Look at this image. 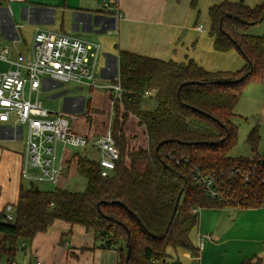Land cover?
<instances>
[{
    "label": "trees",
    "instance_id": "obj_1",
    "mask_svg": "<svg viewBox=\"0 0 264 264\" xmlns=\"http://www.w3.org/2000/svg\"><path fill=\"white\" fill-rule=\"evenodd\" d=\"M209 14L215 50H237L245 66L236 72H210L192 60L165 62L120 50L123 92L121 99L111 94V131L120 153L114 172L103 177L98 161L77 155V171L87 182L85 191H44L35 184L21 185L15 220L5 221L0 212V264L16 261L19 241L47 232L57 220L92 230L101 248L118 252V264H166L169 249L199 256L190 239L199 222L194 209L264 206L259 128H253L247 138L254 157L229 155L238 137L235 107L246 82L262 78L264 72V36L247 33L251 26L230 15L258 25L264 18V4L251 8L224 1L211 7ZM146 92L153 93L149 98L156 101L154 109L143 108ZM131 115L145 128L148 149L126 154L125 125ZM164 141L170 142L161 145ZM256 163L250 182L230 176L235 167ZM195 168L216 173L229 199L208 197L193 179Z\"/></svg>",
    "mask_w": 264,
    "mask_h": 264
},
{
    "label": "crops",
    "instance_id": "obj_2",
    "mask_svg": "<svg viewBox=\"0 0 264 264\" xmlns=\"http://www.w3.org/2000/svg\"><path fill=\"white\" fill-rule=\"evenodd\" d=\"M224 1L239 2V0H119L123 18L120 21L119 34L114 35L108 33L103 27L107 17L102 13V0L12 2L10 4L12 15L8 12L7 4L1 0L0 42L2 45L13 47L15 53H22V49L25 48L27 51L30 47L37 30L47 29L100 43L102 55L95 77V83L99 86L110 84L113 77L119 73L120 50L165 62L187 63L192 60L210 72L239 71L246 63L243 56L234 49L228 52L216 51L215 37L210 33V9ZM14 24L21 26L22 43L18 45H14L11 41ZM200 25L203 26L201 30L198 29ZM75 89H77L76 85L56 91L43 90L40 93V99L41 95H45L48 100L64 95L67 100L66 106L60 111L68 114H82L84 99L88 100V98L87 96L69 97L70 92L85 88ZM86 89L90 91V94H93L95 90L88 87ZM96 89L108 91V96H111L108 89ZM108 101L110 108L111 100L108 99ZM253 102L259 106L256 112L252 113L259 124L254 120L247 133L258 127L263 140L264 96L258 97ZM237 106L234 110L236 117L239 116ZM46 107L50 109L48 105ZM87 109L92 110L90 99L85 111ZM113 119L114 110L112 121ZM81 120H85V117L75 121L73 125L75 131L76 124ZM130 120L131 122L134 120L138 129L142 128V134L147 138L145 128L139 126L138 119L131 115L125 125V134L129 136V143L132 140L131 134L127 131ZM89 121L90 118L88 132L82 133L78 130L76 132L83 136H95L94 138L105 134L106 131L96 135ZM112 121L110 120V125ZM23 150L24 144L21 140L13 141L2 132L0 133V186L2 189L0 211L9 203H17L21 185L28 186L24 184L22 178ZM258 154L264 157V154L261 155L259 152ZM76 161L75 154L68 156L63 151L60 154L59 149V162L66 167V171L60 183L55 186L56 188H66L65 176H69L72 170L78 172ZM190 239L194 247L198 249L199 256L184 249H169L166 262L171 264H244L248 260L252 263L260 260L261 264H264V206L252 209L203 208L199 213L198 225L192 231ZM25 245L24 243L23 247ZM31 256H34L33 253Z\"/></svg>",
    "mask_w": 264,
    "mask_h": 264
},
{
    "label": "built area",
    "instance_id": "obj_3",
    "mask_svg": "<svg viewBox=\"0 0 264 264\" xmlns=\"http://www.w3.org/2000/svg\"><path fill=\"white\" fill-rule=\"evenodd\" d=\"M2 1L7 4L10 15L12 2H26V0ZM101 8L107 17L104 29L110 34L118 35L120 21L123 18L119 0H102ZM13 27L11 41L18 45L22 43L21 26L14 24ZM198 29H203V26L200 25ZM13 55V47L2 45L0 42V62L10 66L7 70L0 69V133L10 140H21L24 144L22 178L57 186L66 171V167L59 162L60 144L78 149L89 146L96 148L101 175L109 177L120 159L119 149L111 131L97 138H90L80 135L73 128L75 121L86 113L88 100L84 99L82 114H68L63 111L54 113L40 99L43 90L56 91L67 88L70 84H75L81 89L85 87L91 90L108 89L113 97L121 99L123 89L119 73L108 85L99 86L95 83L102 55L101 44L80 36L39 29L27 49V54L17 52L15 58ZM150 94L146 92L147 97ZM256 168L257 163L250 168L235 167L231 170L230 176L240 177L247 183L253 178ZM193 179L208 197L219 201L229 199L222 192L216 173L195 168ZM1 197L0 186V199ZM201 210L196 208L193 211L199 214ZM2 212L5 221L15 220L16 207L13 204L5 205ZM5 264L18 263L9 260ZM34 264L42 262L36 259Z\"/></svg>",
    "mask_w": 264,
    "mask_h": 264
},
{
    "label": "rangeland",
    "instance_id": "obj_4",
    "mask_svg": "<svg viewBox=\"0 0 264 264\" xmlns=\"http://www.w3.org/2000/svg\"><path fill=\"white\" fill-rule=\"evenodd\" d=\"M240 2H243L246 6H256L264 3V0H239V2L233 3ZM247 33L264 36V22L251 26L247 30ZM21 51L23 54H27L25 48ZM15 56L16 53L14 52L13 58H15ZM9 68L10 66L8 64L0 62L1 70H7ZM74 85L75 84H70L68 87ZM75 90L79 89L77 88ZM107 92L108 91L95 89L94 93L90 94V91L86 89V87L84 90L70 92L69 97L77 98L78 96H87L88 102L89 99L91 100L92 110L87 109L86 113L81 115V118L85 117V120H81L76 124V128L79 132H88V127L90 126L88 123L89 118L92 123V130L96 131V135L102 134L105 131H111V128L109 127L111 126L110 120L112 121L113 117V101L111 96H108ZM262 95L264 96V72L262 78L248 80L243 89V94L237 106L239 116L233 119V122L238 126V137L236 144L229 152L231 157L238 158L246 156L252 158L251 148L247 144V137L249 135L247 132H249L254 120L259 124V121H257L252 114L253 112H256L259 106L253 101ZM65 98L64 95H61L57 98L48 100L45 95H41V100L46 106L48 105L54 113L64 109L67 101ZM108 99L111 100L110 108ZM99 105L102 107H98ZM155 106V99H148V97L145 98L143 102L144 109H154ZM133 121L134 120L131 122L130 120L128 129L126 128L129 134H131L132 139L129 143V136H126V154L139 148L148 149L147 138L142 134V128L139 127L138 129V125ZM94 137L95 136L90 138ZM59 149L60 154L63 151L68 156L70 154H75V156H86V158L92 161H98L99 159L96 149L91 146L84 149H78L73 146H64L60 144ZM258 152L261 155L264 154V139L260 141ZM126 161L128 162V159H126ZM70 173L69 176H65L67 179L66 188L74 192L85 191L87 187L86 180L78 172L72 170ZM23 182L28 186L35 184L39 189L44 191H52L56 188L50 183H38L29 180H24ZM15 204L16 203L13 205ZM25 244L26 245L23 247V240L19 241L18 251L16 252V260L18 264H34L36 257L42 262V264H118L121 260L120 255L116 250L101 248L102 242L95 237L92 230H88L82 225L70 224L62 220H57L47 232L37 234L32 240H25ZM32 253L34 256H31ZM1 264H5V261H2Z\"/></svg>",
    "mask_w": 264,
    "mask_h": 264
},
{
    "label": "water",
    "instance_id": "obj_5",
    "mask_svg": "<svg viewBox=\"0 0 264 264\" xmlns=\"http://www.w3.org/2000/svg\"><path fill=\"white\" fill-rule=\"evenodd\" d=\"M230 17H232V18H234L235 20H237V21H239L240 23H242V24H248V25H250V26H254L255 25V23H247L245 20H242V19H240V18H238L237 16H234V15H230ZM264 21V18L260 21V23H262ZM189 82H187V83H185V84H188ZM190 83H192V82H190ZM167 142H170V141H164V142H162L161 143V145H163V144H165V143H167ZM130 250H129V253H128V258H129V256H130Z\"/></svg>",
    "mask_w": 264,
    "mask_h": 264
}]
</instances>
